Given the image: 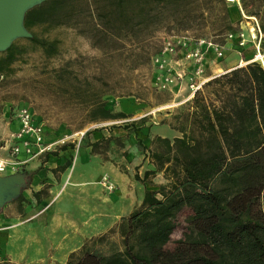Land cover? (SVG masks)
Returning <instances> with one entry per match:
<instances>
[{
	"label": "trees",
	"instance_id": "16d2710c",
	"mask_svg": "<svg viewBox=\"0 0 264 264\" xmlns=\"http://www.w3.org/2000/svg\"><path fill=\"white\" fill-rule=\"evenodd\" d=\"M87 1L84 9L92 22L91 34L100 41L108 36L141 39L139 28L166 19L168 6L179 9L174 13L180 11L179 19L183 15L188 21L191 12H209L217 0ZM72 7L70 0H41L28 7L22 18L30 32L25 39L48 54L54 52L57 40L38 35L33 27L58 23L55 11L72 16ZM237 13L236 20L238 9ZM222 19L228 27L226 7ZM260 26L264 50V19ZM18 48L12 40L0 50V75ZM57 70L63 79L69 77L67 67ZM74 79L79 87L80 80ZM103 84L108 85L105 80ZM108 90L90 91L84 101L88 120L127 116L123 109L112 111L105 106L101 96ZM185 114L178 115L185 122L169 124L179 135L153 134L148 144L135 138L153 165L141 175L134 173L143 184L138 204L105 230L85 238L61 264H264V68L252 60L211 76L193 92ZM133 123L123 120L121 126L128 128ZM96 143H88L90 150ZM67 145L62 143L57 149ZM69 162L67 158L55 168L63 170ZM156 172L165 181L148 187L146 183L152 184L150 177ZM41 191L31 192L38 198ZM183 208L188 209L187 233L168 250L163 245ZM115 232L116 238L111 236Z\"/></svg>",
	"mask_w": 264,
	"mask_h": 264
},
{
	"label": "rangeland",
	"instance_id": "374dc122",
	"mask_svg": "<svg viewBox=\"0 0 264 264\" xmlns=\"http://www.w3.org/2000/svg\"><path fill=\"white\" fill-rule=\"evenodd\" d=\"M85 1L88 2L70 0L73 6L72 16L55 11L53 15L58 23H40L33 27V31L38 35L57 40L54 52L46 53L38 45L25 39L26 35L12 39L20 51L16 52L14 60L0 75V143L5 132L13 127L12 108L27 105L36 118L42 121L46 140L63 139L58 140L56 145L69 144L73 152L89 145L91 141H97L93 151L89 146L90 159L87 164L79 162L73 171L75 174L79 168H84L91 190L94 187L100 189L102 193L114 190L109 194V198H112L117 196L115 190L117 187L125 186L123 184L127 182L129 185L130 182H135L138 188L134 186V189L131 187L130 190L132 189L133 195L137 196L142 191L143 184L134 178V173L141 175L146 167L153 165L148 161L146 151L137 147L135 138L138 137L141 143L148 144L149 138L157 134L154 131L162 132L164 128L167 129L169 138L179 135L180 132L169 124L182 123L181 120L185 122L183 116L186 115L188 102L193 95V92L189 94L187 83L189 79L186 74L190 70V63L184 59L181 50L177 49L178 46L171 53L165 50L161 54L162 66L151 62L153 54L160 49L165 38L173 41L179 35L208 36L221 40L227 28L231 26L235 28L238 25L237 9L232 3L217 0L209 12L204 11L200 14L198 10H194L196 12H191L189 20L186 21L183 15L179 19L180 11L174 13L179 9L168 6L165 9L169 15L166 19L155 24L146 23L139 28L138 37H142L141 39L108 36L106 40L98 41L96 36L91 34L93 27L84 9ZM240 4L245 13H253L260 23L263 21L264 0L244 2L240 0ZM224 7L227 10L228 27L223 25ZM251 53L250 47L239 52L233 48H226L221 57L207 52L202 77H198L197 80L205 81V78L208 79L231 66L239 63L242 65L244 59ZM60 66H65L70 71L68 78L63 79L59 70L56 71ZM176 67H182L186 73L179 85L177 82L170 87L172 82H166L164 76H168ZM74 77L80 80L79 87L76 86ZM104 80L108 85L103 84ZM162 82L169 84V88L157 87ZM107 88L108 92L102 93L101 96L105 106L112 111L121 108L127 116L118 119L88 120L84 101L90 98L91 90L103 92ZM179 113L183 116L179 117ZM123 120H133L134 123L131 127L124 128L121 126ZM78 130H84L79 139L76 133ZM93 130L98 131L95 132L97 138L90 140V133ZM110 167L116 169L122 177L123 184L113 181L115 188L107 191L97 182L104 170L108 171ZM12 174L19 175L21 183H27L31 180L29 175L32 172L22 166L16 167L14 171L0 172V176ZM150 180L152 184L146 185L151 188L165 181L160 172L152 175ZM28 185L24 189L29 188ZM68 189L69 186L58 197L56 203L62 201L61 209L73 213V206L65 200L69 195ZM47 194L49 195V192L42 189L38 197L43 196L46 200ZM31 198L37 197L31 192ZM24 200L22 194L19 197L16 194L0 204V212L4 210L6 213L12 209L17 211L21 204H24ZM118 202L119 199L109 200L106 206H113ZM187 212V208L179 212L177 224L169 240L163 245L164 248L171 250L178 239L183 240V232L187 233L185 218ZM85 213L87 214V211ZM111 236L116 238V232L111 233ZM9 263L8 260L0 262Z\"/></svg>",
	"mask_w": 264,
	"mask_h": 264
},
{
	"label": "crops",
	"instance_id": "0c3cea01",
	"mask_svg": "<svg viewBox=\"0 0 264 264\" xmlns=\"http://www.w3.org/2000/svg\"><path fill=\"white\" fill-rule=\"evenodd\" d=\"M166 131L164 128L162 132H154L169 137ZM95 132L98 131L90 133V140L97 138ZM89 146L85 145L73 152L68 145L63 150L57 149L58 145H55L54 149L44 153V158L42 155L40 160L34 159L23 166L32 172L29 175L30 182L22 183L19 187L25 199L24 204L17 211L12 209L6 213L4 210L0 212V262L8 260L9 264H61L67 254L77 249L85 238L105 230L138 204L142 191L137 196L133 195L130 188H138V185L135 182H130L131 185L129 182L123 184L122 177L114 167L104 170L103 174L125 186L117 187V196L112 198H109V194L114 190L102 193L96 187L90 189L83 167L73 174L77 163L87 164L89 161ZM54 150L56 153H52ZM67 158L70 161L67 167L63 170L55 168ZM52 168H55L53 172ZM28 184L30 189H24ZM67 186L69 195L65 200L73 206V213L61 209L62 201L56 203ZM37 189L47 190L48 198L44 200L42 196L32 199L31 190ZM37 199L39 202H36ZM118 199L117 204L106 206L107 201Z\"/></svg>",
	"mask_w": 264,
	"mask_h": 264
},
{
	"label": "built area",
	"instance_id": "2783aa9c",
	"mask_svg": "<svg viewBox=\"0 0 264 264\" xmlns=\"http://www.w3.org/2000/svg\"><path fill=\"white\" fill-rule=\"evenodd\" d=\"M225 1L237 7L239 19L235 28L223 32L221 40L208 36L189 35H179L174 39L175 41L165 38L160 49L152 56L151 62L162 66L161 54L165 50L171 53L178 46L177 49L181 50L184 59L190 63V70L187 73L182 67H176V70L164 76L166 82H172L170 87L177 82L179 85L186 73L191 95L203 82L197 79L202 77L206 53L210 52L216 57H221L226 48H233L238 52L246 47L252 48L251 55L244 59L242 64L255 60L259 61L264 68V50L261 48L263 32L260 22L254 14L243 11L240 0ZM239 60L241 62L242 59ZM166 82L158 84L157 87L169 88ZM12 122L14 126L5 132L0 143V172L14 171L16 167H23L34 159L40 160L45 152L54 149L58 140L63 141V139L46 140L42 121L36 118L32 109L27 105H17L12 108ZM76 133L79 139L84 130H78ZM98 183L107 191L115 188L114 182L105 174L101 175Z\"/></svg>",
	"mask_w": 264,
	"mask_h": 264
},
{
	"label": "water",
	"instance_id": "95a60500",
	"mask_svg": "<svg viewBox=\"0 0 264 264\" xmlns=\"http://www.w3.org/2000/svg\"><path fill=\"white\" fill-rule=\"evenodd\" d=\"M41 0H0V50L19 35H28L22 23L24 11ZM18 176V177H17ZM22 186L19 175L0 176V204L18 194Z\"/></svg>",
	"mask_w": 264,
	"mask_h": 264
}]
</instances>
